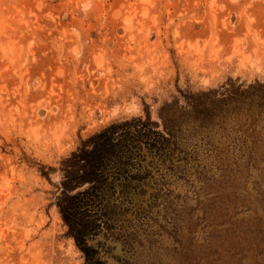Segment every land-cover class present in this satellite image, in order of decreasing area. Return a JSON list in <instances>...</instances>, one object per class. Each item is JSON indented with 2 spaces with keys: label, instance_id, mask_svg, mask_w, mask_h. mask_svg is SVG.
Instances as JSON below:
<instances>
[{
  "label": "rangeland",
  "instance_id": "rangeland-1",
  "mask_svg": "<svg viewBox=\"0 0 264 264\" xmlns=\"http://www.w3.org/2000/svg\"><path fill=\"white\" fill-rule=\"evenodd\" d=\"M134 117L169 139L94 256L264 264V0H0V264H88L61 161Z\"/></svg>",
  "mask_w": 264,
  "mask_h": 264
},
{
  "label": "trees",
  "instance_id": "trees-1",
  "mask_svg": "<svg viewBox=\"0 0 264 264\" xmlns=\"http://www.w3.org/2000/svg\"><path fill=\"white\" fill-rule=\"evenodd\" d=\"M156 127L149 117L113 121L83 139L61 161L62 190L57 206L88 264H104L94 256L97 249L86 241L88 235L110 229L107 217L111 219L114 211H128L132 203L147 196L145 185L152 176L140 159L144 158V147L156 151L169 139ZM166 131L172 133L168 128ZM112 199L120 202L118 208Z\"/></svg>",
  "mask_w": 264,
  "mask_h": 264
}]
</instances>
